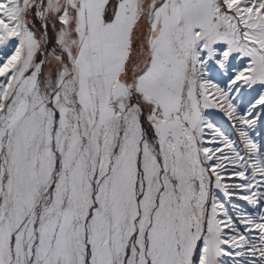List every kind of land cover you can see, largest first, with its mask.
Returning a JSON list of instances; mask_svg holds the SVG:
<instances>
[{
	"label": "snow or ice",
	"instance_id": "obj_1",
	"mask_svg": "<svg viewBox=\"0 0 264 264\" xmlns=\"http://www.w3.org/2000/svg\"><path fill=\"white\" fill-rule=\"evenodd\" d=\"M0 264H264V0H0Z\"/></svg>",
	"mask_w": 264,
	"mask_h": 264
}]
</instances>
